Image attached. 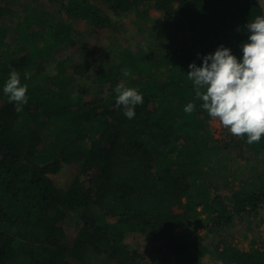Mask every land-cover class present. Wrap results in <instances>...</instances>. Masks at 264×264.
Instances as JSON below:
<instances>
[{
  "label": "trees",
  "instance_id": "obj_1",
  "mask_svg": "<svg viewBox=\"0 0 264 264\" xmlns=\"http://www.w3.org/2000/svg\"><path fill=\"white\" fill-rule=\"evenodd\" d=\"M103 2L131 15L145 42L114 50L98 68L86 63L82 73L78 66L74 76L63 72L66 60L60 59L55 76L39 77L40 64H49L60 47L75 45L66 31H31L42 24L36 15L14 28L23 46L16 49L0 31V88L15 69L29 96L17 112L0 91V264H86L100 255L140 264L137 250L125 249L131 235L161 244L175 264H264V245L241 252L227 243L218 253L217 243L207 241L228 231L236 217L251 221L261 214L264 172L251 189L228 195L209 186L204 176L216 150L206 135L211 118L198 101L195 112L183 111L194 99L188 65L199 66L200 57L220 45L240 57L247 22L263 16L260 0ZM61 7L91 33L115 31L88 0H67ZM6 13L0 3V17ZM76 74L85 76L84 85L72 84ZM118 83L143 93L131 120L114 107ZM237 138L240 150L264 163V136L252 144ZM71 164H79L83 180L77 176L60 191L50 175ZM71 213L81 225L68 246L62 223Z\"/></svg>",
  "mask_w": 264,
  "mask_h": 264
},
{
  "label": "rangeland",
  "instance_id": "obj_2",
  "mask_svg": "<svg viewBox=\"0 0 264 264\" xmlns=\"http://www.w3.org/2000/svg\"><path fill=\"white\" fill-rule=\"evenodd\" d=\"M88 1L111 19L115 25V31L104 29L91 33V30H88L83 21L68 19L61 7L67 3V0H2L0 3L8 13L0 17V31L2 30L6 34V43L13 49L23 47L19 41L15 40L14 28L17 27L18 23L23 24L36 15H39L42 24L41 26L32 25L31 31H39L43 34L45 28L51 26L66 31L75 45L71 47L64 46L65 48L60 47L54 54V58L49 60V64L39 65V77L45 79L55 76L57 73L55 62L60 59L66 60L67 68L63 72L69 76H74V71L78 66L82 67L83 70L86 63H91L92 66L98 68L108 61L111 53L118 48L138 49L143 46L145 36L133 24L131 15L115 9L112 5L105 4L103 0ZM260 4L264 16V0H260ZM58 11H61V13ZM77 33H84L85 39ZM82 47H85L86 50L83 51ZM2 51L3 48L0 52ZM22 51L25 53L26 49ZM84 72L85 70L82 71V73ZM80 74L75 75L76 81L72 83L73 85H84L85 76L80 78ZM39 81L41 82L42 79ZM46 83L50 84L51 82L47 80ZM206 135L211 144L214 147L216 146V150L213 156L214 159L212 158L206 167L204 182L212 187H221L220 192L223 195H228L231 191L241 187L251 189L258 174L264 172L262 156L256 157L248 153L246 149L240 150L236 146L238 138L212 118L207 122ZM258 158L261 162L257 160ZM77 176L80 180H83V177L80 176L79 164H71L63 165L60 172L50 175V178L58 190L66 191ZM260 213L256 220L251 221H248L245 217H236L228 231L221 232L218 238L213 235L209 236L208 243H217L215 247L218 253L224 250L227 243L241 252H248L253 247L262 248L264 245V210H261ZM103 219L112 224L114 223V219L107 215H104ZM80 225L77 215L73 213L69 214L63 221L62 228L66 245L70 246L73 243ZM124 244L125 249L128 251L137 250L140 254V264H175L174 259L164 250L161 244H151L150 241L140 235L127 236ZM72 262L81 264L75 260ZM86 264L119 263L109 260L105 255H100L90 257Z\"/></svg>",
  "mask_w": 264,
  "mask_h": 264
},
{
  "label": "clouds",
  "instance_id": "obj_3",
  "mask_svg": "<svg viewBox=\"0 0 264 264\" xmlns=\"http://www.w3.org/2000/svg\"><path fill=\"white\" fill-rule=\"evenodd\" d=\"M245 27L248 36L240 46V57L220 45L214 52L200 57L199 66L195 62L188 65L185 75L192 84L194 99L183 111L192 114L198 101L208 117L252 144L264 136V16H256ZM0 91L17 112L23 111L29 101L28 85L15 69L9 72ZM113 92L114 107L122 110L127 119H133L136 107L144 102L143 93L122 83L116 84Z\"/></svg>",
  "mask_w": 264,
  "mask_h": 264
}]
</instances>
